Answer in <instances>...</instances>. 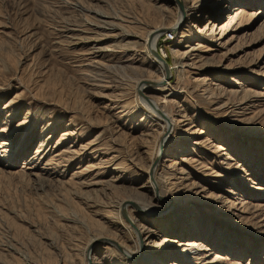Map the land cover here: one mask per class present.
<instances>
[{"label": "rangeland", "instance_id": "obj_1", "mask_svg": "<svg viewBox=\"0 0 264 264\" xmlns=\"http://www.w3.org/2000/svg\"><path fill=\"white\" fill-rule=\"evenodd\" d=\"M0 264H264V0H0Z\"/></svg>", "mask_w": 264, "mask_h": 264}, {"label": "bare ground", "instance_id": "obj_2", "mask_svg": "<svg viewBox=\"0 0 264 264\" xmlns=\"http://www.w3.org/2000/svg\"><path fill=\"white\" fill-rule=\"evenodd\" d=\"M105 17V16H104ZM114 24V23H113ZM106 25V24H105ZM112 25V24H111ZM175 28V27H174ZM158 30V28L157 29H154V30H152V31H150L149 32V37H147V39H145V42H148V45H149V40L151 41L150 42V45H149V47H148V50H154V49H156V44H157V40H158V37L160 36V34H161V32H159V30H160V28H159V30ZM161 31V30H160ZM123 35V34H122ZM124 35H126V36H130L131 34H129L128 32H126V34H124ZM134 35V34H133ZM154 35V36H153ZM150 36L152 37L151 39H150ZM156 52V51H155ZM159 53V52H158ZM157 58H159L158 59V66H159V68H161L162 70H164L165 72H167V71H169V76H170V73H172V71L176 68V66H170V65H167V60H166V58H165V56L164 55H160V53H159V57L157 56ZM148 85H147V81H145V82H141L140 83V89L139 90H141V91H144V89L147 87ZM162 89H164L165 90V86H163V87H161ZM150 100V99H149ZM143 101L145 102V103H147L148 101H147V99H143ZM151 101V100H150ZM156 101H154V100H152V103L153 104H155V106H153V107H155V108H157V109H153L151 106H149V108H150V112L152 113V114H154V115H156L155 117H157V121H159L160 123H161V126H162V130H164V131H166V129L167 128H170V127H172V125H173V118H172V113L170 112V111H168L167 109H164V108H162V107H160V106H158V105H156V103H155ZM151 104V103H150ZM163 132V131H162ZM162 151L161 150H159V152H158V155H159V157L160 156H162ZM156 162L155 161H153V163H151V166H150V168H149V171H151L152 169H156L157 170V167L155 168L154 167V164H155ZM156 170H154L155 171V173H153L154 175V177H155V179H157V176H156V174H158V172L156 171ZM153 171V172H154ZM153 177V178H154ZM165 178V180H167V176H165L164 177ZM158 180V179H157ZM160 181V180H159ZM155 182V181H154ZM159 185H161V184H159V182H157V186H159ZM154 186H156V185H154ZM159 188V187H158ZM156 189V188H155ZM125 202H127L128 204H131L136 210H142V211H149L151 208H149V206L148 207H146L145 206V204H143V202L142 201H140V200H127V201H124V202H121L120 203V209H121V207L123 206L124 207V209L126 210V208L128 207L127 205L128 204H126ZM130 202V203H129ZM152 212V210L150 211V212H148V213H151ZM153 213V212H152ZM132 221H133V219H132ZM148 221H150V220H148ZM148 229H150L149 227H148V224L147 223H145V224H143V231H146V230H148ZM92 241V240H91ZM138 253V252H137ZM134 256V258H136L137 260L138 259H140L141 258V256L142 255H138V254H134L133 255ZM145 259V258H144ZM142 260H143V257H142Z\"/></svg>", "mask_w": 264, "mask_h": 264}, {"label": "water", "instance_id": "obj_3", "mask_svg": "<svg viewBox=\"0 0 264 264\" xmlns=\"http://www.w3.org/2000/svg\"><path fill=\"white\" fill-rule=\"evenodd\" d=\"M155 55L159 57V53L157 51L155 52ZM167 65H168V62H167ZM167 73L169 74V71H167ZM167 76H169V75H167Z\"/></svg>", "mask_w": 264, "mask_h": 264}]
</instances>
